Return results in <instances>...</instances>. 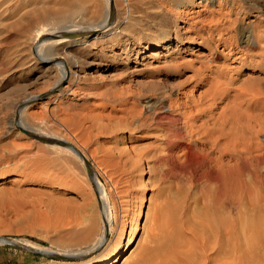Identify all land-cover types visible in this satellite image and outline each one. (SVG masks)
I'll use <instances>...</instances> for the list:
<instances>
[{
	"label": "rangeland",
	"instance_id": "rangeland-1",
	"mask_svg": "<svg viewBox=\"0 0 264 264\" xmlns=\"http://www.w3.org/2000/svg\"><path fill=\"white\" fill-rule=\"evenodd\" d=\"M70 1L22 3L29 4L25 11L64 12L48 15L37 30L94 24L108 5L107 0ZM185 1L115 0L117 22L129 36L114 49H105L74 96H51L56 80L35 83L39 69L24 74L7 68L16 32L8 23L0 26V239L8 240L0 244V264H100L116 252H125L118 264H141L145 255L157 264L168 255L177 257L176 264H264V158L244 163L238 156L253 152L264 157V47L248 48L259 39L264 44V0H235L233 9L218 0L200 6V0H192L186 10L200 11L199 26L214 31L213 42L202 46L206 32L192 44L189 35H182L177 48L175 25H182L179 15L184 10L178 4ZM68 2L72 5L66 14L59 5ZM96 3L104 6L100 13L92 5L88 8ZM168 34L174 42L167 59L160 51L159 59H151V52L143 54V47L154 44L151 35ZM135 38H142L143 45L134 63ZM130 39L129 60L120 50ZM217 73L229 83V97L218 100L213 113L196 112L191 105L206 95ZM165 90L162 106L156 101ZM32 92L44 94L26 108L18 107ZM14 105L24 109L23 122L45 142L14 126L19 112ZM183 112L199 115L192 125L195 131L184 141L166 142L171 129L185 131L170 121ZM57 138L84 152L87 165L61 146H52ZM92 172L105 190L106 213L112 218L108 243L88 258L57 257L53 253L71 250L72 233L78 235L90 224L103 230ZM238 180L246 189L230 196L226 185Z\"/></svg>",
	"mask_w": 264,
	"mask_h": 264
},
{
	"label": "bare ground",
	"instance_id": "bare-ground-1",
	"mask_svg": "<svg viewBox=\"0 0 264 264\" xmlns=\"http://www.w3.org/2000/svg\"><path fill=\"white\" fill-rule=\"evenodd\" d=\"M15 1H16L15 5H13L14 0H0V26L1 27L5 26V23H8V27H9L8 29L16 32V35L14 37L15 40L13 39V42H12L13 44H16V46L13 47V49L11 48L12 50H10V52L8 51L9 53L6 57L7 59L5 58L6 59L5 62L8 66L7 68H9V66H10L11 69L14 70V72L19 71L20 73H24V74L26 72L28 73L30 71H33L34 69H39V76L37 77L35 83H38L42 79L45 80V78H48V79L55 78L54 81L55 80L56 81H55L54 85H52V89L48 92L51 96H53L55 98H59L61 96H67L69 92L72 93V95L74 96L77 93V89H79L80 82H83V81H81V79L84 76H86V72L89 71L90 68L93 67V65L100 64V62H98L97 59L101 55H103L104 52H106L105 49L109 50V51L114 49V47H117L118 45H120V43L123 42V38L124 37L126 38V36H129L128 34L130 33L129 31H127L128 29L122 28L121 24H119L117 22L118 17H117L116 12H114V8H115L114 6L116 3L115 0H107L108 5L106 3L107 6L105 7L104 13H100L101 8L104 6H101L99 8L100 4L98 5V3L102 0L98 1V3H96L95 5L89 4L88 8L91 7V5H92L96 9L95 10L96 12H95L91 8L95 13H97V11H98V13L103 14L101 19L99 17L100 20L96 19L97 22H95V20H93V22H95L94 24H91V25L87 24V25H83V26H78L79 24L78 25L76 24V26L63 24V25H58L57 27H53V28H49V29H47V28L46 29H40L39 28L40 30H37L38 28L36 29V27L39 26L40 22H43L48 17V15H52V13L54 15L55 13H57V11L60 13H63V14H64V12H61L60 10L53 11L52 9H51L52 11H49V9H47L48 11H44V12L42 11L43 14L42 13L39 14L37 12H34L33 10L28 11V9L25 11L26 7L29 4L25 7H23V3H22L23 0L22 1L21 0H15ZM58 1L60 3V0H58ZM56 2L57 1H55V3ZM70 2H68V4L65 3V4L59 5V6H61V10L62 11H64V9L67 10L69 5L71 4ZM80 2H82V4L84 2V4H85V2H88V3L93 2L94 3L95 1L94 0H81ZM104 2H106V0ZM212 2L214 3V1H212V0H200L199 3H197V6H200V5L205 4V3L206 4L212 3ZM218 2L221 6H224L226 8H231V9H233V7H235L237 5V2L235 0H218ZM25 3H28V2H24V4ZM74 4L75 3H73V5ZM12 5L14 6V8L11 7ZM71 5H70V7H71ZM77 5L78 4H76L75 6H77ZM86 5H87V3H86ZM122 5H125V4H122ZM126 5H128V4H126ZM80 6H77V8ZM116 6H117V4H116ZM10 7L13 9H11ZM56 7H57V5H56ZM56 7H55V9H56ZM178 7L183 8L184 10L182 11V14L179 15V22H182V25H177L179 27H177L175 25V32L176 33H175L174 40L177 43V48H178V43L181 40L182 35H186V36L189 35V37L188 38L186 37V38L193 40V41H191V44H192V43L197 42V40L200 37L201 32L207 33V37L203 38L204 40L202 42V46H205L204 44L210 43L212 41V37L214 36V31H211V32L207 31L205 29V25H203V24H202V26H199L200 20L198 21V19H199V16L201 14L200 11L193 10L194 8L191 10H186L189 7H192V0H186L184 3L181 2L180 4H178ZM120 8L124 9L123 6ZM256 8L257 7H255V9ZM122 9H121V11H122ZM130 9H131V6H130ZM45 10H46V8H45ZM71 10H70V12L72 13L73 11H71ZM153 10L157 11L156 8H153ZM123 12H126V11H123ZM260 12L263 13L262 11H260ZM65 13L67 14L68 10ZM76 13H78V12H76ZM6 15H12V16L14 15V16H13V18H6L7 17ZM54 16H56V15H54ZM59 18H61V16ZM236 19L239 20V18H236ZM9 20H10V23L8 22ZM59 21H60V19H59ZM82 22H84V21H82ZM45 23H43V24H45ZM198 27H200V28H198ZM180 33H181V35H180ZM151 39H152V42H154V44L153 45L148 44L147 46L143 47L142 50L145 51V52H143V54H146L147 52H151L150 53L151 59H154V58L159 59L160 54H161V56H162V54H164V59H167L168 55H170L169 54L170 50H171L170 45H171V43L174 42V40H172L173 39L172 35L168 34L166 38L162 37V35L161 36L151 35ZM134 40L135 41L132 40L133 44L137 45L136 50H135L136 51L135 58H134L135 61H133L135 63L138 60V56H139L140 51H141L140 49L143 45L142 44L143 39L142 38H135ZM130 41H131V39L126 40L125 46H124L125 48H122V50H120L121 51L120 54L127 55L128 59L130 58L129 53H128V48H129V45L131 43ZM227 41H229V38L222 40L225 47L227 46V44H226ZM262 42L263 41H261L260 39L257 41H254L252 44H250V47H248V48H250V49L262 48V47H264V44ZM207 47H208V45H207ZM158 51H160L161 53L159 54ZM6 54H5V56H6ZM94 56H96L95 57L96 59H93ZM5 59H3V61ZM168 62H170V61H168ZM8 72H10V71H8ZM10 74H12V73H10ZM217 75H218V77L216 79L213 78L212 82H210V84H209L210 89H209V91H207L209 94H207V92L205 91L206 95L205 96L200 95V97H198L196 99V101H194L195 104L191 105V108L193 107L194 110L196 109V112L202 113L206 110H209L210 112L213 113L214 112L213 106L218 103L217 101L220 99L225 100L229 97V95L225 94L226 91L229 89L226 85H229V83L225 84L224 80L222 81V78H223L222 73H217ZM196 76L202 80L203 84H205L204 82L206 81V79L204 80L203 78H201L198 71H197ZM228 81H230V80H228ZM43 82H45V81H43ZM27 85H30V84H27ZM196 87L197 86H195V88ZM19 88H21V87H19ZM24 88H22V89H24ZM26 88H27V86H26ZM223 90H225V91H223ZM24 91H25V89H24ZM244 91L246 92V90H244ZM38 93L39 94L33 93V95L28 93V94H30V95H28V96H30V98L26 97L25 100H23V101L20 99L22 102L19 101L20 104L17 103V104H19L18 107L23 106L26 108L29 104L35 102L37 100L38 96H42L41 94L43 92H41V93L38 92ZM163 93H164L163 97L156 101L162 106H163L164 101L166 99L165 98L166 93H167L166 90H165V92L163 91ZM83 95H84V93L81 94L80 96H83ZM244 95H245V93H244ZM221 96H223L224 98H222ZM57 103H58V101H57ZM59 103H60V101H59ZM61 104H62V102H61ZM61 104H59V105H61ZM159 104H157V105H159ZM15 107H17V106H15ZM169 107H170L169 110L171 111V110H173L172 108L174 106L171 105ZM187 108L185 105V109H187ZM227 109H228V107H227ZM23 110L24 109H21V110L19 109V112L17 114L18 123L15 124L14 126L17 127L23 133H25V134L33 137V138H37L41 142L42 141L45 142L46 140H43L42 138H40L39 132L37 133L36 130L29 128L27 124L25 125V122H23L24 121L23 120L24 114H23V116L21 114L23 112ZM192 112H193V110H192ZM180 113H178V115ZM199 113H197V114H199ZM170 114H172V113H170ZM230 115H232V114H230ZM245 115H246V113H245ZM198 116L197 115L189 116V113L187 115V113H185V112H183V114L179 118L176 115H175V117L172 116L174 118L170 119L171 124H177V123L181 124L183 127H185L184 129H185L186 133H184L185 131L182 132V129H181V131H179L177 129H175V130L171 129L170 134L168 136H166V142L173 143L172 141H174V140H178L179 142H181V141L186 140L187 137H190V135H192V130L194 129L192 127V125L194 124L195 119ZM228 120L229 119H227V122H228ZM215 121H216V119H215ZM222 121H224V120H222ZM194 131H195V129H194ZM241 133H242V131H241ZM187 134L189 136H187L185 138V136ZM244 135H245V133H244ZM46 137H47V135H46ZM240 137H241V135H240ZM50 144L52 146L53 145L61 146L62 149L64 148V150H66L69 153H72V155L77 156L78 158H80L81 160H83L86 163V156H85L84 152H82L77 146L72 145L68 141L62 140V139L58 140V138H57V139H54V141H51ZM259 151H261V150H259ZM249 154H248L249 156H245V157H242L244 155H242V156L238 155V156L243 160L244 163H246V160H252V161L255 160L258 163L262 158H264L260 155L254 154L253 152L252 153L249 152ZM247 162H249V161H247ZM86 165H87V163H86ZM91 181L96 188V191L99 195L98 196L99 202L103 208V210H102L103 230L100 232L98 230V227L96 226V224H90L92 226H89V227L87 226L88 227L87 229H85L83 227L85 230H83L81 233L77 231L79 233V234L77 233L78 235H75L72 233V235L70 236L72 245L70 247H68L71 250H69L68 253L67 252H55V253H53V255H55V256L57 255V257L59 256V257L66 258V259H69V258H88L89 256H92L93 254H95L105 244L108 243V240H109L108 237L110 236V232L112 231V218L106 213V204L107 203H106L105 192H104L105 190L103 189L99 179L97 178V176L93 172L91 174ZM242 188L246 189V186L243 187L239 183V180L237 182H229L226 185V190H227L226 192L227 193L230 192V196L231 195L238 196L241 193ZM227 195H229V194H227ZM107 208L109 209V207H107ZM72 212H73V210H72ZM109 214H110V212H109ZM85 215H87V214H85ZM77 217H79V216H77ZM80 219H82V217ZM92 223H95V222H92ZM136 230L137 229L135 227L133 232H135ZM73 237H75V238H73ZM132 239L133 238H131L129 240V242ZM6 242H8V240H6L4 238L0 239V244H5ZM67 243H69V242H66V244ZM23 245L31 246L25 242H23ZM126 248L127 247H125V249ZM124 255H125V252H123V253H119V252L117 253L116 252V253L112 254L111 256H109L108 258L104 259L100 264H118L123 259ZM152 257L149 255L148 256L145 255L141 264H155L156 262ZM176 258L177 257L175 255H170V256L168 255V257H166V258L165 257L162 258L161 262L159 264H176L177 263Z\"/></svg>",
	"mask_w": 264,
	"mask_h": 264
}]
</instances>
